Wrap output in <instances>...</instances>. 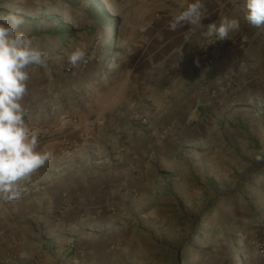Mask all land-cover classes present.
<instances>
[{
    "label": "rangeland",
    "instance_id": "1",
    "mask_svg": "<svg viewBox=\"0 0 264 264\" xmlns=\"http://www.w3.org/2000/svg\"><path fill=\"white\" fill-rule=\"evenodd\" d=\"M146 6L158 10L161 2L0 0V16L22 18L21 29L45 54L29 69L25 119L39 130L38 146L61 137L71 170L101 166L104 158L92 154L101 131L109 141L131 123L134 141L149 134L156 148L175 138L172 110L141 102L161 79L144 55ZM77 47L85 59L72 66L67 54ZM119 85L124 92L113 91ZM255 112L240 124L224 122L203 148L169 149L165 163L154 165L146 197L131 201L114 225L130 226L127 237L106 231L105 252L67 254L64 247L59 258L51 254L53 264H262L257 247L264 243L254 229L264 230V159H256L264 157V109ZM30 260L24 264H44Z\"/></svg>",
    "mask_w": 264,
    "mask_h": 264
},
{
    "label": "crops",
    "instance_id": "2",
    "mask_svg": "<svg viewBox=\"0 0 264 264\" xmlns=\"http://www.w3.org/2000/svg\"><path fill=\"white\" fill-rule=\"evenodd\" d=\"M157 1L158 10L146 6L145 33L150 42L144 55L152 62L148 66L158 67L161 79L150 83L148 87L156 86L145 92L141 102L158 111L172 110L173 142L156 148L144 133L136 142L133 125L126 123L127 134L110 135L108 141L101 131L94 140L92 154L104 158L101 166L71 170L61 137L48 138L38 148L51 151L52 158L23 182L20 199L0 200V264H24L35 258L53 264L51 254L62 256L71 240L80 253L105 252L109 244L101 236L106 231L128 236L130 226L114 225L131 201L146 197L157 180L154 165L165 163L169 149L177 144L203 148L213 134L221 135L218 127L224 122L240 124L257 109L262 113L264 27L246 21L244 0H201L202 26L184 24L175 30L170 27L172 19L189 0ZM222 17L238 19L240 25L223 41L244 39V48L209 47L216 38L207 35V26L219 24ZM118 87L113 91L124 92ZM254 231H259L256 243H264V230Z\"/></svg>",
    "mask_w": 264,
    "mask_h": 264
},
{
    "label": "clouds",
    "instance_id": "3",
    "mask_svg": "<svg viewBox=\"0 0 264 264\" xmlns=\"http://www.w3.org/2000/svg\"><path fill=\"white\" fill-rule=\"evenodd\" d=\"M244 6L246 21L253 27H264V0H244ZM203 18L201 0H189L173 17L170 27L202 26ZM22 23L16 15L0 16V200L6 201L20 199L25 191L23 182L52 158L51 151L38 148L39 130L25 119L27 111L22 101L28 91L29 69L43 64L45 54L21 29ZM239 26L238 19L222 17L219 24L207 26V35L223 41ZM84 59L85 52L79 47L67 54L72 66ZM256 159L264 157L257 155Z\"/></svg>",
    "mask_w": 264,
    "mask_h": 264
},
{
    "label": "built area",
    "instance_id": "4",
    "mask_svg": "<svg viewBox=\"0 0 264 264\" xmlns=\"http://www.w3.org/2000/svg\"><path fill=\"white\" fill-rule=\"evenodd\" d=\"M223 47V48H238L242 47L244 48L246 46V40L242 39L240 42L238 41H231V42H225V41H218L215 40L211 44H209V47ZM204 58L207 59V53L204 54ZM143 123H146V120L143 119ZM80 253V250L78 249L77 243L74 240H71L68 245L66 246V253L67 254H75V253ZM257 255L262 264H264V247L259 245L257 247Z\"/></svg>",
    "mask_w": 264,
    "mask_h": 264
},
{
    "label": "trees",
    "instance_id": "5",
    "mask_svg": "<svg viewBox=\"0 0 264 264\" xmlns=\"http://www.w3.org/2000/svg\"><path fill=\"white\" fill-rule=\"evenodd\" d=\"M62 37H63L64 40H65V39L67 38V34H64Z\"/></svg>",
    "mask_w": 264,
    "mask_h": 264
}]
</instances>
